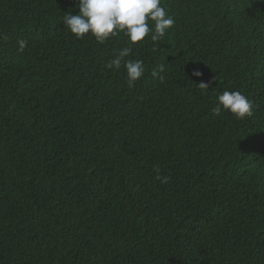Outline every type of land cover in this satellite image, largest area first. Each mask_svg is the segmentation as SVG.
I'll return each instance as SVG.
<instances>
[{"label":"trees","instance_id":"16d2710c","mask_svg":"<svg viewBox=\"0 0 264 264\" xmlns=\"http://www.w3.org/2000/svg\"><path fill=\"white\" fill-rule=\"evenodd\" d=\"M77 5L0 0V264H264V0H161L132 88ZM225 90L252 114L215 116Z\"/></svg>","mask_w":264,"mask_h":264},{"label":"clouds","instance_id":"9594fccd","mask_svg":"<svg viewBox=\"0 0 264 264\" xmlns=\"http://www.w3.org/2000/svg\"><path fill=\"white\" fill-rule=\"evenodd\" d=\"M79 14L71 12L63 17V24L67 32L79 41L86 36L95 38V41L103 45L109 38L116 37L121 33L127 38V46L115 52L105 67L109 70L118 71L124 68L129 88L141 80L145 73L142 60L127 59L133 49L146 37L151 41H160L168 30L174 27L175 21L161 6V0H78ZM19 51L23 52L28 41H17ZM164 65H159L151 73L153 78L163 79ZM195 77H202L200 71L192 73ZM201 95H206L210 84L201 81L197 84ZM252 102L239 91L225 90L216 97V106L212 109L215 116L222 112H228L237 120L252 114ZM155 179L161 183H167L168 177L161 174L160 168L154 167Z\"/></svg>","mask_w":264,"mask_h":264}]
</instances>
